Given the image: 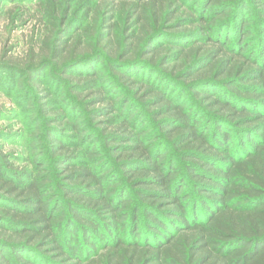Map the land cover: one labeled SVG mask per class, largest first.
Segmentation results:
<instances>
[{
  "label": "trees",
  "instance_id": "16d2710c",
  "mask_svg": "<svg viewBox=\"0 0 264 264\" xmlns=\"http://www.w3.org/2000/svg\"><path fill=\"white\" fill-rule=\"evenodd\" d=\"M7 2L0 264H264V0Z\"/></svg>",
  "mask_w": 264,
  "mask_h": 264
},
{
  "label": "rangeland",
  "instance_id": "374dc122",
  "mask_svg": "<svg viewBox=\"0 0 264 264\" xmlns=\"http://www.w3.org/2000/svg\"><path fill=\"white\" fill-rule=\"evenodd\" d=\"M15 6V3L7 2L3 13H0V55L6 50L10 57L23 58L32 47L36 48V41L44 36V29L30 14L20 18L14 10ZM26 6L32 12L36 10L33 4L27 3ZM0 74H2L1 71ZM9 77V74H3L0 80V109L2 110L12 108V103L7 99L9 97L5 95L7 91H10L6 85ZM5 124L8 125L11 122Z\"/></svg>",
  "mask_w": 264,
  "mask_h": 264
}]
</instances>
